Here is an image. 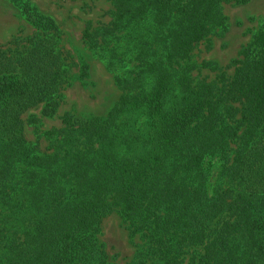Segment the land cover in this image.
Instances as JSON below:
<instances>
[{
    "label": "trees",
    "instance_id": "trees-1",
    "mask_svg": "<svg viewBox=\"0 0 264 264\" xmlns=\"http://www.w3.org/2000/svg\"><path fill=\"white\" fill-rule=\"evenodd\" d=\"M107 1L111 22L83 39L123 93L105 116L66 114L47 149L23 117H55L74 81L63 32L22 4L35 33L0 45V264H114L113 213L140 239L129 264H264V27L229 75L194 52L246 0Z\"/></svg>",
    "mask_w": 264,
    "mask_h": 264
},
{
    "label": "rangeland",
    "instance_id": "rangeland-1",
    "mask_svg": "<svg viewBox=\"0 0 264 264\" xmlns=\"http://www.w3.org/2000/svg\"><path fill=\"white\" fill-rule=\"evenodd\" d=\"M37 7L44 15L52 17L63 32L60 51L71 64L74 81L62 92L63 100L53 118L41 116L43 105L29 110L24 115L26 137L39 143L42 150L49 147L45 133L64 127L63 118L70 114L76 118L105 116L122 95L117 86L114 72L110 71L102 58L84 44V33L89 25L99 27L111 22L114 10L107 0H0V45L13 47L12 42L23 41L32 36L36 29L26 19L20 7ZM224 12L229 19V30L225 36H214L210 43H202L194 52V59L215 62L229 75L234 68H228L238 57L242 47L247 46L252 34L264 27V0H246L245 3L228 4ZM90 67L85 82L78 75L82 64ZM218 72L202 71V77L213 79ZM195 75L199 74L195 72ZM37 119L34 120V118ZM100 240L105 243L114 264H129L136 253L139 237L132 239L118 213H113L102 224Z\"/></svg>",
    "mask_w": 264,
    "mask_h": 264
}]
</instances>
